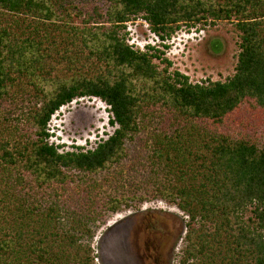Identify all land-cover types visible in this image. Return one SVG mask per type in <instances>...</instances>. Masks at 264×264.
<instances>
[{
	"label": "trees",
	"instance_id": "trees-1",
	"mask_svg": "<svg viewBox=\"0 0 264 264\" xmlns=\"http://www.w3.org/2000/svg\"><path fill=\"white\" fill-rule=\"evenodd\" d=\"M138 17L161 40L181 24L231 22L234 73L192 83L170 72L162 50L126 41ZM58 44L87 69L47 77ZM22 78L34 91L19 97ZM85 97L108 106L114 130L60 150L48 124ZM0 122V264H92L95 222L153 200L185 219L174 264H264V0H0ZM127 158L134 191L101 198L97 176L124 179Z\"/></svg>",
	"mask_w": 264,
	"mask_h": 264
},
{
	"label": "rangeland",
	"instance_id": "rangeland-1",
	"mask_svg": "<svg viewBox=\"0 0 264 264\" xmlns=\"http://www.w3.org/2000/svg\"><path fill=\"white\" fill-rule=\"evenodd\" d=\"M72 17L75 23L81 24L77 16ZM1 18L4 20L5 16ZM136 29L142 34L145 33L142 24H137ZM151 43L158 45V49L164 52L162 57L171 62L170 72L179 71L188 76L192 83L207 80L224 81L235 71L239 51L238 38L233 24L229 21H221L216 25L181 24L168 39L153 37ZM69 55L64 52V46L58 44L57 48L52 50V57L48 59L50 73L47 77H69L76 67L87 69L86 66L78 64L76 59V63L69 64L67 62ZM154 62L159 64V60L155 59ZM159 66L162 68L165 64L160 63ZM14 90L22 93L19 97L27 96L34 91L28 78L16 81ZM12 108L16 110L14 106ZM16 113L14 112L13 116H16ZM167 117L170 116L166 115L164 118L151 116V123L147 125L142 138H146L156 127L158 129L167 127V123L164 122L168 120L163 122ZM110 118L108 106L100 99L95 97L76 99L62 106L52 116L48 124L50 141L63 145L60 150H72L73 146L92 148L100 139L107 138L113 132L114 126L110 124ZM5 137H1L0 140H5ZM123 165L122 180L121 178L116 180L112 173H101L97 176L100 187L95 193L99 192L101 198L114 194H130L134 191V186H129L130 180H127L130 173L136 175L135 168H131L132 159L127 158ZM63 191L64 199L69 201L79 194V189L74 185L66 187ZM74 207L75 205L70 206ZM250 215L249 208L244 218L247 220ZM63 222L66 227L72 224L66 219H63ZM95 224L98 229L91 242L94 257L92 264H174V256L180 248L185 232L183 214L175 207L158 200L143 203L138 209L110 213Z\"/></svg>",
	"mask_w": 264,
	"mask_h": 264
},
{
	"label": "built area",
	"instance_id": "built-area-1",
	"mask_svg": "<svg viewBox=\"0 0 264 264\" xmlns=\"http://www.w3.org/2000/svg\"><path fill=\"white\" fill-rule=\"evenodd\" d=\"M125 24L127 26L126 31H129L127 41L134 49L146 50V46L151 43L152 38L158 37L150 30L148 23L140 17L135 20L132 19ZM137 24L144 26V34L137 31Z\"/></svg>",
	"mask_w": 264,
	"mask_h": 264
},
{
	"label": "clouds",
	"instance_id": "clouds-1",
	"mask_svg": "<svg viewBox=\"0 0 264 264\" xmlns=\"http://www.w3.org/2000/svg\"><path fill=\"white\" fill-rule=\"evenodd\" d=\"M126 28H127V26L125 27V29H124V32L126 33V41H127V34H129V31H126ZM159 38V37H158ZM128 42V41H127ZM148 45H152V46H155L156 48H158V45H156V44H152V43H149Z\"/></svg>",
	"mask_w": 264,
	"mask_h": 264
}]
</instances>
